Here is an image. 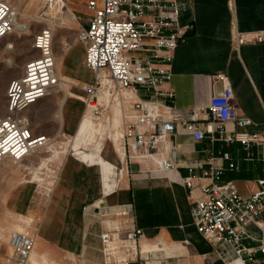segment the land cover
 <instances>
[{
  "label": "crops",
  "instance_id": "1",
  "mask_svg": "<svg viewBox=\"0 0 264 264\" xmlns=\"http://www.w3.org/2000/svg\"><path fill=\"white\" fill-rule=\"evenodd\" d=\"M89 1L85 3L89 13L80 11L87 14L84 28L93 14L87 7ZM97 1L100 6L102 0ZM77 15L82 16L81 13ZM179 24H190L191 29L172 54L169 78L163 87H168L173 97L160 99L159 110L166 113L164 117L194 121L203 127L209 120L207 109L211 97L228 86L233 93L231 102L236 117L248 118L250 124L239 128L235 122H228L223 124L224 128L263 131L264 41L236 47L235 37L244 35L250 39L264 32V0H191V7L181 14ZM55 52L64 67L61 74L71 84L77 87L92 82L93 73L84 64L85 51L81 43L74 41L65 49H54V56ZM132 93L129 103L148 95L141 88ZM61 97L60 93H51L23 112L31 133L43 135L45 144L50 139L71 138L84 113L81 99L67 95L61 101ZM121 108L124 115L130 113L123 99ZM118 112L117 129L122 132L124 119ZM108 113L106 109L105 114ZM95 144L88 145L91 148L86 151L92 152ZM169 144L166 157L176 165L175 170H160L150 159L126 162L123 140L122 158L118 159L113 149L107 150L105 158L122 167L123 174H112L115 185L105 179L109 188L104 190L103 162L92 165L91 159L85 156L83 159L75 153L65 155L48 195L37 191L30 181L19 183L20 189L13 202L14 215L35 219L30 237L37 246L39 261L43 256L48 264H104L101 232L117 229L123 237L124 231L138 228L143 239L136 243L135 255L116 247L110 257L112 264L126 257L138 259L140 254L148 264H240V259L225 255L224 249L197 232L191 216L193 201L182 179L192 176L195 187L208 184L210 180L202 173L208 169L212 156V166L221 172L217 183H230L240 196L248 197L258 189L257 181L264 179V146L254 145L244 150L239 143L210 141L208 134L196 140L182 130L180 122L175 124ZM162 147L159 146L160 151ZM223 153H228L230 158L223 159ZM100 155L103 158V150ZM27 156L20 163L27 161ZM30 163L34 165L36 160ZM199 163L202 169L195 167ZM229 163L234 167L229 168ZM14 189L10 193H14ZM198 194L195 188L192 197ZM244 230L255 239L245 244L257 246L256 229L248 225ZM6 245L2 247L0 264L8 253ZM142 246L147 248L145 252ZM248 264H261V255L255 254Z\"/></svg>",
  "mask_w": 264,
  "mask_h": 264
},
{
  "label": "built area",
  "instance_id": "2",
  "mask_svg": "<svg viewBox=\"0 0 264 264\" xmlns=\"http://www.w3.org/2000/svg\"><path fill=\"white\" fill-rule=\"evenodd\" d=\"M56 1L44 0L42 9H51ZM87 7L92 10V17L77 35L85 51L84 64L93 73L92 82L81 86L85 108L96 103L102 75L110 79L113 91L120 94V99H123L122 91L135 92L141 88L148 92L145 99L135 98L130 102V113L127 116L123 114L122 140L127 150L126 162L150 159L160 170H175L176 165L166 154L170 149L169 138L179 122L182 130L196 140L208 134L210 141L239 143L244 150L254 145L264 146V130L248 132L224 128L223 124L228 122H235L239 128L250 124L248 118L236 117L231 102L233 93L228 86L211 97L207 109L209 120L203 127L194 121L165 118L166 113L159 110L160 99L171 100L173 97L172 91L163 85L169 78L173 51L191 29L190 24H179L181 14L191 7V0H102L100 6L90 0ZM43 15L41 13L40 16ZM16 17L15 9L5 0H0V40L13 33ZM53 32L54 29L46 25L32 35L31 56L7 86L5 113L0 115V164L5 159L18 163L46 142L43 135L31 133L23 112L48 96L60 82L55 72ZM262 41L264 32L254 34L250 39L238 35L235 46ZM220 79L225 80L224 77ZM93 111L100 115L99 106ZM160 145L163 146L161 151ZM153 155H157L158 160ZM221 156L226 160L230 158L228 153ZM213 160L214 157H209L208 169L202 173L210 180L208 184L195 187L192 176L182 179L193 201L191 216L197 232L211 244L224 249L225 255H232L243 264L252 261L257 253L261 255V264H264V179L257 181L258 189L254 193L242 197L230 183H217L221 172L212 166ZM195 167L202 169L203 165L199 163ZM232 167L234 165L229 163V168ZM195 188L199 194L192 197ZM248 225L258 232L255 247L245 244L247 240H255L244 230ZM142 239L143 233L138 228L124 231L123 237L119 236L117 229L104 230L100 234L104 264H112L110 257L116 247L135 255L131 246L136 247ZM2 245L0 239V249ZM8 247L10 252L5 256L4 264H27L33 241L26 234L12 232ZM113 263L148 264L141 254L138 259L126 257Z\"/></svg>",
  "mask_w": 264,
  "mask_h": 264
},
{
  "label": "rangeland",
  "instance_id": "3",
  "mask_svg": "<svg viewBox=\"0 0 264 264\" xmlns=\"http://www.w3.org/2000/svg\"><path fill=\"white\" fill-rule=\"evenodd\" d=\"M43 1L44 0H37L33 5L30 3V0H9V2H8L15 9V11L20 15V16L16 17V22L18 24H25V25L27 24L28 29H21V30H17V29L15 30L14 29L13 33L8 35L7 40L11 41V44H12L11 49L5 50L4 49L5 43H0V115H4V113H5V105H6L5 92H6V89H7V86L9 84L10 80L12 78L16 77L21 72L25 61L31 56L30 55L31 54L30 45H31L32 35L41 27L46 26L47 23L52 22V25H54V27H53V29H54L53 50L58 48V47H62L65 49V47H67L72 42L78 41L77 40V35H78V31H79L78 29L84 28V26L86 25V21H85L86 17H84V16H86L87 14L83 13V12L89 13V11L85 8L86 0H64V3L66 2L65 7L63 9H61V11H63L64 13H62V14L56 13V16L54 14L55 13L54 10H52L51 12L44 13L46 8L42 9ZM97 3H98V1H97ZM52 8H55V7H52ZM68 8L74 10L75 14L74 13H68L67 14L66 10ZM80 10L83 11L81 13L82 16L77 15L80 12ZM41 13H44V15L40 16ZM76 15H77V17L75 18ZM60 16L62 19L63 28L57 29L56 26H57V22H58V17H60ZM45 18H48L49 20L44 21ZM61 67L63 70L64 67L62 64H61ZM66 81L68 82V84H70V86L75 87L74 84H71V82L67 78H66ZM82 84L83 83L77 85V87L82 86ZM77 90H78V88H77ZM111 93L112 94L110 95V99L114 96L113 94L115 93V91H113V89H112ZM82 97H84V94L82 95ZM109 101H110L109 104L105 107H103V103L101 105H98L100 110H101L100 115H96L94 113L93 122L98 124L99 122H103V120H107L110 122H112L114 120L115 121V129L118 130L117 129V119H116L117 115L116 114H117V111H119L120 109H118L116 106L113 105L114 102H112V100H109ZM110 105H112V108L114 107V109H111ZM106 109L109 110L108 115L105 114ZM118 113H120V111ZM81 118H80V120H81ZM74 136H75V134L71 138H69L70 142H69V145L67 148L68 150L72 148L70 146V144L73 143ZM65 138H68V137L50 139L48 146H58V142L64 141ZM96 139L97 140L99 139L103 143V139H100V137L98 138V135L95 134L92 142H88V143L82 145V147H83L82 150H84L85 157H88L87 159L92 160V165H93V163L100 165L101 162H103V190H104V188L105 189L109 188L106 185L108 183V182H106L107 179L111 182V184L115 185V182L112 179V176H113L112 174L117 175V176L118 175L121 176L123 174V170H122V167L116 166L113 164L112 168L114 170L112 171V173L108 172V171H111V169H112V168L109 169V167H111L112 163L108 162L107 160H105L104 158H102L100 156H95V153H94V149L96 148V146H100L102 148L101 150L105 151L104 154H106L107 149L102 143H100L99 140L95 144ZM94 140H95V142H94ZM107 142H108V139H106L104 141V144H106ZM91 144H95L93 151L92 152L86 151V149L89 150V148H91L90 146H88ZM40 152H41L39 154L40 156H42V155L45 156L46 154L50 153V151L46 152L45 150H42V151L40 150ZM87 155H89V156H87ZM35 160L37 163L38 159H35L34 156H32V157L30 156L27 158V161H23L22 163L18 162V163L12 164L10 162L9 163L10 164L9 165L10 170L7 171V173H1L3 171L5 164L0 167V227H3L5 225L6 216H15L14 210H13V205H14L13 202L15 201V198L19 192L20 184L30 181L33 185L37 186V183L32 181L33 173L30 172L28 169H26L27 168L26 165L32 161L35 162ZM24 164H25V166H24L25 169H23L24 167H22V165H24ZM30 166H31V168L35 167V165H33V163H30L28 165V167H30ZM55 166H57V164H52V166L49 164L50 169L56 170L57 168ZM115 169H117V171H115ZM58 173H59V170H58L57 174ZM14 178H15V181H16V179L19 178L22 180V182H19L20 184L16 183L13 181ZM105 179H106V181H105ZM13 187H16V188L14 189ZM13 189L15 190V192L10 193V191ZM36 190L40 191L38 189H36ZM40 192L42 193V191H40ZM115 220H119V219H115ZM12 232H13V230H11V229L9 231H7V234H5L6 238L3 236V233H0L1 241H3V242L7 241V243H8V238ZM22 233L26 234L30 237V234H27V232H22ZM2 247H3V245H2ZM2 247L0 249V254L2 253ZM6 248H7L8 253H9L10 249L8 247V244L6 245ZM4 260H3L2 264H4Z\"/></svg>",
  "mask_w": 264,
  "mask_h": 264
},
{
  "label": "bare ground",
  "instance_id": "4",
  "mask_svg": "<svg viewBox=\"0 0 264 264\" xmlns=\"http://www.w3.org/2000/svg\"><path fill=\"white\" fill-rule=\"evenodd\" d=\"M6 2H9V0H5ZM37 0H30V3L33 5ZM97 1V0H94ZM66 3V2H65ZM65 3L64 0H58L56 1L55 4V8L52 9H46L44 11V13L47 12H51L52 10H54V14L56 16L57 14H62L64 13L63 11H61V9H63L65 7ZM81 11V10H80ZM66 13H74L75 11L68 8L66 10ZM82 13V12H79ZM78 13V14H79ZM47 15V14H46ZM20 16L17 13V17ZM49 20L48 18H45L44 21ZM48 26H50L51 28L54 27V25H52V22L47 23ZM57 29H61L63 28V23H62V19L61 16L58 17V22H57ZM14 29L16 30H21V29H28L27 24H18L16 22ZM8 37V36H7ZM7 37L3 38L2 40H0V43H5L4 49L8 50L10 48H12V44L10 40H7ZM54 64H55V69L57 72V76L60 79V82L58 84L57 87H55L54 89L51 90V92L49 93V95L52 94H57V93H61V101L63 100L64 96H72L75 97L76 99H82V95H83V91L81 87H72L70 86V84H68V82L66 81L65 76H63L61 74V62L59 60L58 55L55 52V56H54ZM99 91L97 93V98H96V103L93 105H90L88 107H86L81 120L79 121L75 136H74V140L73 143L70 144V146L72 147L71 149H67L70 139L69 138H65L64 141H60L58 142V146H48L49 142H47L43 147L37 148L35 150H33L32 152H30L28 154V156L32 157L34 156L35 159H38L37 163L34 164L35 167L31 168L27 166L26 169H28L30 172L33 173V177H32V181L37 183V188L38 190L42 191L43 194L48 195L50 189H51V185L54 179H56V175L57 172L54 169H50L49 164L52 166V164H57V166H55L58 170L61 169V165H62V161L64 159V156L67 153H75L77 156L79 157H83L84 159V150H82V145L86 144L88 142H92L94 139V135H98V138L100 137V139H103V143L100 141V143H102L106 149L110 152L112 151V149L114 150V152L116 153V155L118 156V159L123 157V147H122V132L120 130H116L115 129V121L113 120L112 122L107 121V120H103V122H99L98 124L93 122V116H94V107L101 105L103 103V107L107 106L109 104V100H112V102H114V106H116L118 109H120V114L122 117V108H121V99H120V94H116L114 93L113 97L110 99V95L112 94V82L106 77V75H102L100 83H99ZM78 88V90H77ZM123 100H124V105L126 108V111H128L129 109V101L133 98V93L131 91H122L121 93ZM111 109H114V107L112 108V105H110ZM116 108V109H117ZM107 119V118H106ZM122 119V118H121ZM108 139V142L106 144H104V141ZM95 142V140H94ZM97 143V142H95ZM99 145V144H98ZM95 146V145H94ZM101 147L100 146H96V148L94 149V153L95 156H100V152H101ZM40 150H45L50 151V153L46 154L45 156H40L39 154L41 153ZM105 151H103V158L105 160H107L105 158L106 154H104ZM107 152V151H106ZM39 155V156H38ZM27 156V157H28ZM157 155H153V158L155 160H157ZM108 161V160H107ZM109 162V161H108ZM10 161L8 159H5L1 164L0 167L2 165L5 164L3 171L1 173H7V171L10 170ZM20 163V162H19ZM111 163V162H110ZM24 165H22V167H24ZM111 166L113 167V163L111 164ZM25 169V167L23 168ZM123 170V169H122ZM15 180V179H14ZM22 182L21 179H16V183ZM5 225L3 227H0V233H3V236L5 237L7 234V231H9L10 229L13 230V232H18V233H22V232H27V234H31L30 233V229L33 228V224L35 222L34 218L28 217V216H6L5 218ZM115 228H117V226H114ZM5 232V233H4ZM6 238V237H5ZM1 239V238H0ZM2 243H7V241H2ZM8 244V243H7ZM36 244H33V249L29 255L27 264H48L45 260V258L43 256H40V260L39 261V257L37 255V250H36ZM135 247L131 246V251L132 253L134 252ZM147 250V248L145 246H142V251L145 252ZM238 263V262H237ZM240 264H242L241 261H239Z\"/></svg>",
  "mask_w": 264,
  "mask_h": 264
}]
</instances>
